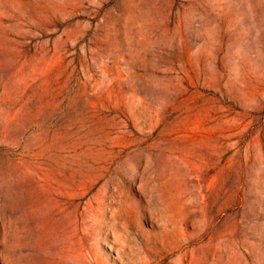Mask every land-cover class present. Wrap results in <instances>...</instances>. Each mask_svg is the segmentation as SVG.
<instances>
[{
    "label": "rangeland",
    "instance_id": "374dc122",
    "mask_svg": "<svg viewBox=\"0 0 264 264\" xmlns=\"http://www.w3.org/2000/svg\"><path fill=\"white\" fill-rule=\"evenodd\" d=\"M0 264H264V0H0Z\"/></svg>",
    "mask_w": 264,
    "mask_h": 264
}]
</instances>
